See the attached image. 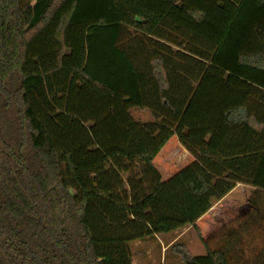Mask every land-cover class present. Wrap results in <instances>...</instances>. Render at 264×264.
<instances>
[{"label": "trees", "instance_id": "1", "mask_svg": "<svg viewBox=\"0 0 264 264\" xmlns=\"http://www.w3.org/2000/svg\"><path fill=\"white\" fill-rule=\"evenodd\" d=\"M238 185L264 236V0H0V264H133L186 228L183 264H236L247 228L197 223Z\"/></svg>", "mask_w": 264, "mask_h": 264}, {"label": "rangeland", "instance_id": "2", "mask_svg": "<svg viewBox=\"0 0 264 264\" xmlns=\"http://www.w3.org/2000/svg\"><path fill=\"white\" fill-rule=\"evenodd\" d=\"M133 116L142 122L153 121V116L149 110L134 109ZM181 147L182 145L175 135L155 158L154 165L159 169L164 180L177 174L194 161L193 155L190 153L183 154L179 151L182 150ZM254 191L251 186L238 185L226 198L223 205L225 209L218 210L204 221V235L201 234V237L208 240L209 245L214 249L221 245L220 235L225 233L227 228H230V232L239 231L240 233L244 228H247L248 233L246 235L243 233L244 237L246 236L244 246L241 243L243 246L241 249L242 257L239 258V261L236 259V264H256V256L264 247V236L254 231L256 224H253L252 215L256 217V213L253 212L255 209L251 204ZM217 226L223 227L217 231L219 229L216 230ZM158 239L149 238L133 243L131 245L134 257L133 264H183L174 249L177 245H184L193 256L206 254V248L199 233L193 228L161 235Z\"/></svg>", "mask_w": 264, "mask_h": 264}, {"label": "crops", "instance_id": "3", "mask_svg": "<svg viewBox=\"0 0 264 264\" xmlns=\"http://www.w3.org/2000/svg\"><path fill=\"white\" fill-rule=\"evenodd\" d=\"M180 146V145H179ZM166 147V146H165ZM165 147L162 149V151L165 149ZM181 149L182 150H179L181 153H183V154H187V153H189L184 147H181ZM230 195V194H229ZM228 197V196H227ZM227 197H225L222 201H220L218 204H216L213 208H212V210H210L205 216H203L199 221H198V223H197V226H198V228L200 229V231H201V234L202 235H204L203 234V231H204V221L206 220V218L208 217V216H210L211 214H213V213H215V212H217L218 210H220V209H225V206H223L224 205V202L226 201V198ZM207 222V221H206ZM208 223V222H207ZM206 223V224H207ZM208 228H209V226L208 225H206ZM205 226V227H206ZM223 227V226H222ZM222 227H218L217 226V228H216V230L217 231H219ZM227 231L226 232H230V228H227L226 229ZM215 231V230H214ZM221 232V231H220ZM226 232H225V234H226ZM222 237H223V239L225 238V236H221V239H222ZM157 238V240H159L158 238H159V236H157L156 237ZM178 240H179V237H178ZM132 252H133V249H132ZM133 261H134V257H133Z\"/></svg>", "mask_w": 264, "mask_h": 264}]
</instances>
